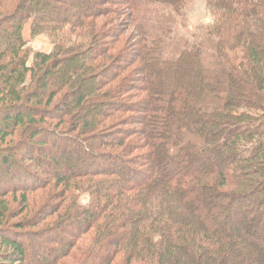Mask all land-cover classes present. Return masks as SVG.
<instances>
[{
    "label": "trees",
    "instance_id": "obj_1",
    "mask_svg": "<svg viewBox=\"0 0 264 264\" xmlns=\"http://www.w3.org/2000/svg\"><path fill=\"white\" fill-rule=\"evenodd\" d=\"M12 1L0 16V137L22 141L2 155V179L25 201L49 185L87 194L62 223L80 232L78 264H264V218L245 211L264 212V0H206L214 20L195 41L178 39L187 0L0 8ZM28 22L54 42L31 66ZM182 67L189 77L171 80Z\"/></svg>",
    "mask_w": 264,
    "mask_h": 264
},
{
    "label": "rangeland",
    "instance_id": "obj_2",
    "mask_svg": "<svg viewBox=\"0 0 264 264\" xmlns=\"http://www.w3.org/2000/svg\"><path fill=\"white\" fill-rule=\"evenodd\" d=\"M17 2L12 1L2 4L0 16L3 17L7 13L14 12ZM181 13V23H179L178 28V39L181 40L183 37H185V40H197L203 28L210 25L214 20L206 0H187L183 5V9H181ZM101 20L102 18L98 21ZM30 25L31 23L28 22L23 30V36L27 42L26 48L29 50V56L27 58L28 66L34 63V53H49L54 48V42L49 34L41 33L39 35H32ZM61 31L63 33L62 38L64 40L68 39L69 30L65 29ZM128 34H130V30L125 31L126 37ZM75 38L77 40H74V42H83L85 40L88 41L89 36L77 34ZM180 70V77L175 73L170 75L169 78L171 80L175 79L178 83H180V79L181 81L186 80L189 77L186 72L187 68L182 67ZM28 79L30 80V77ZM34 103L32 102L31 105H34ZM4 107H8L7 101ZM253 116V114L247 111H241L237 117L239 119H251ZM47 123V126L53 129L57 122L56 120H51ZM61 129L68 132L72 131L67 125L66 127L62 125L58 128V130ZM20 135L19 132H16L5 138L0 137V161L2 160L3 154L13 153L15 151L20 141H22ZM155 151L157 155L162 154L161 147H158ZM31 161L28 159L25 162H21L27 168L33 169L34 173L40 174V170L35 168ZM163 164L168 169L167 165L169 162H163ZM3 176L4 173L0 170V264H78L81 253L77 250V243L80 245L82 243L79 235L80 232L72 228L66 230V225L62 226V223L66 222L65 224H67L69 222L65 219L71 220L69 214L72 212L68 211V209L67 212L65 211L69 200L74 196L75 198L78 197L80 203L86 204L88 201L87 194L82 190L65 193L61 189L54 187V185H49L30 195L28 194L25 201L23 200L24 196H22L23 192L9 189L14 182L10 180H6L7 182H5V179H2ZM4 177L6 178V176ZM221 204V208L219 206L220 204H217L216 207L218 209L219 206L218 212L220 216H222V209L225 207V202L221 201ZM256 204L258 203L254 205ZM260 205L264 207L263 203ZM242 210L244 211V208ZM247 210H245L247 216L254 214L258 219L264 218V212L259 215L254 208ZM227 212L225 211L224 214ZM226 223H228V220H226ZM5 237L22 242L28 248L25 260H19L17 256H7L8 253L13 252V247L5 242ZM41 245L46 246L43 251L41 250L43 248V246L40 247ZM77 251H79L80 255Z\"/></svg>",
    "mask_w": 264,
    "mask_h": 264
}]
</instances>
